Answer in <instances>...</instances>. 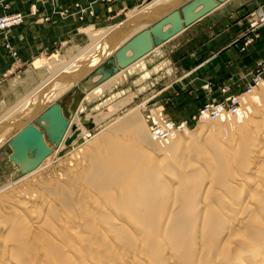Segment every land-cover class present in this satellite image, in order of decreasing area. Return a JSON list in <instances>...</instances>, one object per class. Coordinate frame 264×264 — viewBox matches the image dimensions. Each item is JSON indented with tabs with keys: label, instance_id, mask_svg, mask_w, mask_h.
I'll list each match as a JSON object with an SVG mask.
<instances>
[{
	"label": "bare ground",
	"instance_id": "obj_1",
	"mask_svg": "<svg viewBox=\"0 0 264 264\" xmlns=\"http://www.w3.org/2000/svg\"><path fill=\"white\" fill-rule=\"evenodd\" d=\"M182 1L148 0L140 10L130 11L127 20L100 32L91 46L66 65L51 67L52 76L32 92L28 102L0 119V147L10 140L15 151L14 179L24 172L37 173L53 152L45 136L37 138L36 132L42 130L35 124L29 123L11 138L14 128L40 114L112 54L122 64L129 62L139 53L137 36L142 31L156 25L158 36L165 37L175 22L174 7ZM154 51L160 53L158 48ZM133 65L120 68L104 82L95 74L87 84L99 85L89 94L96 96ZM44 66V61L35 62L38 69ZM263 86L264 82L249 93ZM255 98L264 101V91ZM58 109L51 106L39 120L40 125L44 121L42 132L51 142L60 138L57 150L72 145L82 134L91 139L88 131L94 129L95 121L93 127L88 125L91 130L79 126L73 132V120L62 114L69 122L65 128L54 116ZM134 111L94 143L95 156L84 181L95 193L89 200L91 207L63 220L60 211L52 214L49 208L34 207L39 200L28 192L18 197L28 217L19 215L9 221L0 214V264H264V110L249 113L239 125L233 121L224 127L199 124L192 131L188 124L178 128L167 120L172 129L158 139L151 123L153 119L161 122L163 114L152 113L149 138ZM236 111L218 110L215 118L205 114L217 121ZM30 125L36 132L24 134ZM176 131H186V138H175ZM223 131L236 133L223 138ZM29 150H33L32 158ZM179 150L182 156L169 160ZM30 175L10 179L0 193ZM40 192L42 199H57L51 184L42 185Z\"/></svg>",
	"mask_w": 264,
	"mask_h": 264
},
{
	"label": "rangeland",
	"instance_id": "obj_2",
	"mask_svg": "<svg viewBox=\"0 0 264 264\" xmlns=\"http://www.w3.org/2000/svg\"><path fill=\"white\" fill-rule=\"evenodd\" d=\"M147 1L148 0H144L138 6L131 8L130 11L140 10ZM189 1L190 0H184L182 1L183 4L179 3V5L176 6L177 8H174L180 10L182 6ZM174 8L171 10H174ZM6 9L8 8L6 7ZM257 11L259 10H255L248 15L250 20L249 25L251 23L252 14ZM168 12L172 11L169 10ZM259 12L262 13L261 10ZM128 13L129 11H127L126 15L122 16L116 21L101 27L94 28L95 30L89 27H87L89 28L87 30H85L86 28L82 29V35L75 37V39H68L70 41L69 43L58 47L57 50L49 53L48 55L42 56V59H38L46 62V66L42 67L41 69H36L34 66H32L31 69H29L25 74L21 75V77H17V74L12 75L7 79L1 80L0 119L10 117L12 114L17 113L23 104L28 102L29 96L32 94V92L37 89L38 86L43 83V81L45 82L50 76H52L54 69H50L51 67L53 68L58 65H66L73 58L79 55L81 51L85 50L87 47H89V45L91 46V44L96 39H98L100 32L123 22L122 20H127ZM17 14L20 13H8L0 16V19ZM16 27H18V25L13 26L11 30L15 29ZM2 33L3 32L0 31V34ZM55 55L58 57H55ZM115 56L116 54H112L110 57ZM139 62L140 60L133 63L134 65L131 64L133 66H131L129 70L122 72L120 76L114 79L109 87H106L103 90L100 89L101 91L99 94H96V96H94L95 94L88 96V93L91 92L90 90L99 85V82L91 84L90 86L87 84L90 78L95 76L96 68L101 65V63L98 64L92 68L88 74L84 75L81 81H79L76 86L72 87L67 92V94L57 99V101H52L48 107L40 112V114L37 116L31 119L29 118L27 121H22V123L17 125L19 127L16 126L14 128V132H12L11 136H9L11 138L29 123L35 124L40 130L43 131V127H45V125H43L45 124L43 123L44 121L42 122V125L39 124L41 115L55 104H58L64 108L62 114L67 120L69 119L68 121L73 120L75 122L72 130L73 132H75L79 126L89 129L88 125L90 126V124L95 121L94 129H89L91 131H88L89 138L91 139L86 138V135L82 134L78 136L72 145L66 146L59 150H57L58 144L52 145L48 140L47 135L44 134L48 144L53 148L52 154L44 159V162L42 161L43 163L41 165L44 167L33 175H30V172L21 173L20 176L15 179L13 176L18 171V166L12 159V155L15 153V151L10 144V140H7L0 147V189L8 184L10 179L15 181L20 177L22 179L23 176H30L0 193V214H2L6 219L8 218L7 220L9 221H15V218H17L19 215H26L28 217L29 215L24 209V201H21V199L18 198L21 194L28 192L35 194L36 198H38L40 201H38V203L36 202L34 207H42L44 210L49 208L50 212L52 211V214L54 211H56L55 214L60 211L58 215L62 217L63 220L76 215L79 211L81 212L91 207L89 200L90 198L93 199L95 197V193L92 192L87 185H85L84 181L87 178V174H89L88 164H90L91 160L95 156V153H93V151L95 152L94 143L101 142L103 137L113 130V127L117 124V122L122 120L124 116H128L133 110H135L134 114L138 117L140 124H142L145 131L148 132L149 138H151L149 134L150 121L152 113L155 111L161 112L164 119L174 122L178 128L182 123L187 122L189 127L188 131H192L199 124H206L209 127H224L230 121H233L235 124L239 125L243 123L244 117L249 113L254 111L262 112L264 110V101L260 102L255 98L256 93L264 91V86L262 88L256 89V91H253L251 94L247 91L249 88V83L245 90H242L238 93L232 92V88L229 86L219 87V96L217 98H213L211 101L201 105L198 107L193 116L188 117L184 108L185 103L178 99L180 94L183 93L187 87L180 86L176 87L175 89L170 88V90L166 91L167 95L160 94L154 97L150 96L149 98H146L147 79L146 77L141 79V75L145 74L146 66L143 62H141V64H139ZM128 73L132 74V76H129ZM155 80L154 90H159L163 80H158V82L157 79ZM135 85L138 86L134 88ZM131 87H133V90ZM210 89L211 86L208 85L206 90L210 91ZM74 92L76 93L73 94ZM74 95H76V98L73 102L72 99L74 98ZM232 97L239 99V104L236 106V110H239V112L236 111V115H227L217 121H212L205 114V107L210 104L223 103L228 109H233L231 108ZM77 117H79V121L76 120ZM96 120H100L101 122H96ZM186 131L174 132V134H176L175 138L177 136H180L182 139L186 138ZM235 133L236 132L234 131H223L221 135L223 138H229L235 135ZM126 138H129V136ZM171 138L172 137L163 141H169ZM202 138H204V136L200 138L202 143H204ZM182 146L183 148H186L187 145L183 144ZM142 151H146V149H142ZM181 152L182 150H179L178 154L176 155L170 154L169 160L176 161L182 156ZM29 157L32 158V152L29 153ZM171 157L176 159L173 160ZM50 184L54 187L57 193V199L55 201L56 203L53 200L49 201V199H42L41 197L42 195L40 192V187L42 185ZM57 189L60 192H57ZM88 191H91L90 194H92L90 195Z\"/></svg>",
	"mask_w": 264,
	"mask_h": 264
},
{
	"label": "crops",
	"instance_id": "obj_3",
	"mask_svg": "<svg viewBox=\"0 0 264 264\" xmlns=\"http://www.w3.org/2000/svg\"><path fill=\"white\" fill-rule=\"evenodd\" d=\"M143 1L114 0L106 4L97 0H0V16H24L22 25L0 34V81L17 74L21 77L42 56L82 35V29L95 30L112 23ZM76 4L82 10L93 9L95 15L85 14L80 20ZM35 10L37 13H33ZM65 10L69 12L62 14ZM255 10L264 12V0H224L215 10L155 47L159 54L152 51L139 62L146 66L141 75V79H147L146 98L167 95L170 88L185 86L187 89L178 99L185 103L190 117L198 107L219 96V87L229 86L235 93L245 90L255 70L264 64V28L254 32L249 25L248 15ZM44 17L50 20L43 21ZM155 79L163 80L159 90H154ZM208 85L210 91L206 90Z\"/></svg>",
	"mask_w": 264,
	"mask_h": 264
},
{
	"label": "water",
	"instance_id": "obj_4",
	"mask_svg": "<svg viewBox=\"0 0 264 264\" xmlns=\"http://www.w3.org/2000/svg\"><path fill=\"white\" fill-rule=\"evenodd\" d=\"M224 0H192L187 5L183 6L180 10H175L172 13L173 18L175 19V22L173 23V26L169 28L165 32V37L158 36L155 26L146 29L139 33L137 36L138 39V49L139 53H137L129 62L122 64L120 62L119 57H111L98 69H96V74L101 76V79L99 82H104L111 77L115 76L120 68H124L126 65H130L137 60L147 56L149 53H151L155 47L160 46L164 41L171 39L175 35L179 34L183 31L184 27L190 26L197 20H199L201 17L205 16L206 14L210 13L211 11L215 10L220 2H223ZM59 109L54 113V116L57 117L60 121H62L65 125V128L68 127L69 122L66 121L62 115V107L58 104H55ZM40 123V122H39ZM90 127H93V124H90ZM32 126L27 127V129L24 131V134H29L33 132ZM36 131H34L35 133ZM37 138L41 139L44 137V133L42 131H37ZM76 135L73 136L72 139L75 138ZM36 138V139H37ZM48 140L50 141V138L47 136ZM71 139V141H72ZM60 140V138H59ZM58 141H50L52 145H55V143H59ZM68 144H70V142ZM33 150H29L28 152H32ZM13 158V157H12Z\"/></svg>",
	"mask_w": 264,
	"mask_h": 264
},
{
	"label": "built area",
	"instance_id": "obj_5",
	"mask_svg": "<svg viewBox=\"0 0 264 264\" xmlns=\"http://www.w3.org/2000/svg\"><path fill=\"white\" fill-rule=\"evenodd\" d=\"M97 1L100 3H106V4H110L114 2V0H97ZM75 8L80 10V13H81L80 20H84L85 14H88L90 16L95 15L94 10L92 9L82 10L79 4H76ZM68 12L69 10H65L62 14H66ZM33 13H37V11L35 10L33 11ZM49 20H50V17H44L43 19V21H49ZM23 22H24V16L21 13L14 15V16L7 17V18H2L0 19V31H2L3 33L10 31L13 26L22 25ZM250 28L254 32L264 28V17H262L261 14H258V12H255L252 14ZM13 54L15 56L17 55L15 52ZM263 82H264V64L260 65L255 70L253 78H252V83L249 85V88L247 91L251 92L253 88L259 87L260 84ZM231 102H232L231 108L233 109H228L227 106L223 103L222 104H210L205 107L204 112H209L213 118L217 117L219 113L218 110L224 109V110L235 112L236 106L239 104V99L236 97H232ZM161 123H163L164 125H162ZM186 124L188 123L187 122L182 123L179 128L183 127ZM151 128L155 135V138L158 139L159 137L168 136L170 129H172V124L169 123L164 118L161 122L153 119L151 123Z\"/></svg>",
	"mask_w": 264,
	"mask_h": 264
}]
</instances>
